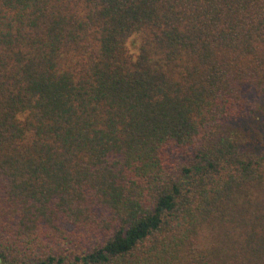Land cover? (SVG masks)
I'll list each match as a JSON object with an SVG mask.
<instances>
[{
	"label": "trees",
	"instance_id": "16d2710c",
	"mask_svg": "<svg viewBox=\"0 0 264 264\" xmlns=\"http://www.w3.org/2000/svg\"><path fill=\"white\" fill-rule=\"evenodd\" d=\"M261 105L264 0H0V264H264Z\"/></svg>",
	"mask_w": 264,
	"mask_h": 264
},
{
	"label": "rangeland",
	"instance_id": "374dc122",
	"mask_svg": "<svg viewBox=\"0 0 264 264\" xmlns=\"http://www.w3.org/2000/svg\"><path fill=\"white\" fill-rule=\"evenodd\" d=\"M127 46L131 52H136L135 40L133 37L128 40ZM258 115H261V117H259L254 124L250 125L251 127L249 129H246L247 141L251 143L254 139L262 138L264 140V122L261 123L260 121L264 119V105L258 108Z\"/></svg>",
	"mask_w": 264,
	"mask_h": 264
}]
</instances>
